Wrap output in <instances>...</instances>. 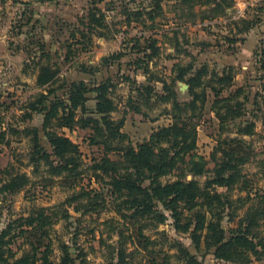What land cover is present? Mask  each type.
Here are the masks:
<instances>
[{"label":"trees","instance_id":"16d2710c","mask_svg":"<svg viewBox=\"0 0 264 264\" xmlns=\"http://www.w3.org/2000/svg\"><path fill=\"white\" fill-rule=\"evenodd\" d=\"M163 1L147 0L139 4L132 1L137 5L134 9L122 10L125 23H144L143 18L154 21L163 13ZM234 1L196 0L192 10L198 7L202 9L200 14L208 10L211 15L203 16L201 22L216 20L228 15ZM7 2L33 4L2 0L3 4ZM243 22L246 26L237 34H247L255 26L252 21ZM107 28V16L101 9H92L74 26L63 44L66 50L63 64L85 52L93 37L106 38L102 32ZM154 36L135 37L130 49L134 59L128 67L134 66L136 77L141 74L145 81L118 75L131 86L127 114L148 118L150 112L161 109L158 117L169 119L168 125L153 129L147 139L136 145L123 131L125 119L113 118L119 108L114 98L116 83L113 76H106L101 70L102 66L110 69L125 54L104 57L100 66L82 65L81 73L90 79L70 81L60 79V65L52 62L53 55L46 43L38 42V51H28V61L38 69L36 87L40 92L16 102L19 106L16 110L21 112L18 116L12 114L18 117L16 124L6 122V115H0V146H10L13 138H29L33 173L39 174L45 167L48 177L66 181L71 194L54 207L33 206L26 215L12 217L0 228V264H90L74 238L66 240L56 227L64 223L70 228L71 207L83 215L100 216L109 203L114 204L116 213L104 224L130 222L136 230L132 234L118 231L117 245L106 246V264H129L127 259H133L134 253L128 252L127 245L131 242L134 245L136 240L142 248L139 250L148 253L147 264H201L197 255L179 241L170 242L165 234L160 235L170 248L150 250L155 242L144 235L148 227L142 224L147 222L156 227L169 220L177 233L189 235L195 250L202 255L212 253L219 261L236 264H252L264 258V190L258 185L264 180V160L259 162V173L251 176L246 172L256 156L246 137L256 134V123L243 120L248 115V101L241 99L244 89L232 90L235 77L231 69L210 73L207 65L196 68L194 63H176L170 74L153 71L151 65L160 51ZM99 74H103L101 79L97 78ZM179 83L188 86L186 101L180 100ZM91 101L92 108L88 105ZM209 105L222 132L226 125L240 120L235 136L220 137L210 160L197 153L199 122ZM35 116H42L41 126L30 125ZM65 130L90 131L85 140L94 155L86 171L81 146ZM112 155H118V159H112ZM175 174L176 180L163 182ZM8 175L10 179L2 182V193H19L31 183L25 173L8 172ZM83 178H88L87 185ZM171 250L175 252L170 253Z\"/></svg>","mask_w":264,"mask_h":264},{"label":"rangeland","instance_id":"374dc122","mask_svg":"<svg viewBox=\"0 0 264 264\" xmlns=\"http://www.w3.org/2000/svg\"><path fill=\"white\" fill-rule=\"evenodd\" d=\"M132 1H136V4L143 1L147 3V0H47L45 3L36 4L38 1L33 0L29 1L33 3L30 6H21L11 2L3 4L0 0V115H6V122L16 124L18 117L14 118L12 114L15 113L16 116L21 114L16 110L19 107L16 102L40 92V89L36 87L38 69L28 61L27 55L28 51H38V42L47 44L48 50L53 55L52 62L60 65L61 80L90 79V76L81 73L82 65L100 66L104 57L123 53L126 56L121 61L115 63L110 69L102 66L101 70L106 76H113L116 83L114 98L119 103V108L113 114V118L125 119L123 131L129 135L134 145L142 143L153 129L168 125L169 119L165 116L158 117L161 109L150 112L148 118L133 113L127 114L126 107H128L131 86L122 82L118 75L125 74L141 83L145 81V77L141 74L136 77L133 72L134 66L128 67V63L134 59L130 49L135 37L148 38L150 35H155L160 51L151 65L153 71L170 74L176 63L182 65L194 63L196 68L207 65L210 73L233 70L235 85L232 90L243 88L244 93L241 99L246 98L248 101L246 105L248 115L243 120L250 119L256 123V134L253 137H246L256 155L246 167V172L251 176L259 173L261 170L259 162L264 160V67L262 68L264 64V1L235 0L225 17L223 15L216 20L201 22L203 16L211 14L208 10L200 14L202 9L198 7L196 11L192 10L193 1L196 0H164L163 13L154 21L143 18L144 23L132 22L127 25L122 10L125 7L134 9L137 5ZM95 7L101 9L107 16L108 28L102 32L105 33L106 38L93 37L91 45L85 52L76 56L72 62L63 64L66 52L63 44L70 37L74 26H78L79 21L87 17ZM245 20L254 22V28L247 34H237L239 29H244L246 26L243 22ZM21 25L24 26L19 27ZM177 36L178 42H176ZM240 53L242 54L239 55ZM102 75L99 74L97 78L101 79ZM186 86L184 83L178 84L182 101L189 98ZM88 105L92 108L94 102L91 101ZM7 107L9 111L6 110ZM210 107L209 105L206 108L199 122L197 148V153L208 160L220 137L226 138L230 134L233 135L237 130L236 125L240 122L238 120L226 125L225 131L222 132L220 123L214 113L212 114ZM154 119L157 121L154 122ZM42 121V116H35L30 125L41 126ZM64 132L74 143L81 146L85 154L84 169L86 171L91 165L89 160L94 155L86 146L85 139L90 131L65 130ZM13 140L10 146H0V228H4L12 217L26 215L33 206L54 207L66 201L71 194L66 181L62 178L48 177V169L45 167L41 168L39 174L33 173L34 169L29 162L31 147L29 138L23 137L19 140L13 138ZM44 144L46 145L45 141ZM111 158L116 160L118 155H112ZM209 168H213L212 163ZM8 172L27 174L31 180L30 185L13 195L2 193L3 180L10 179ZM191 178L188 176L187 179L191 180ZM83 179H86L84 183L87 185L88 178ZM176 179L175 174L164 178L163 182ZM197 179L204 181V178ZM77 183L82 185L81 181ZM258 185L264 190V180L258 182ZM113 205L109 203L100 216L83 215L75 212L71 207L70 228L68 229L64 223L56 227L58 234L64 236L66 240L74 238L79 248L84 250L90 264L107 263L106 246L117 245L118 231L124 230L132 234L136 230V226H132L130 222L127 225L118 220L113 225L104 224L107 219L114 218L116 212ZM142 225L148 227L144 230V235L155 242L150 248L151 251H158L161 248L167 251L170 248L169 243H164L160 235L165 234L170 242L179 241L192 254L197 255L201 264H236L219 261L212 253L206 255L198 253L189 235L177 233L171 220L156 227L149 226L147 222ZM131 243L127 245V249L134 255L133 259L130 257L127 259L129 264H147L148 253L139 250L142 249L139 241L136 240L134 245ZM174 252L175 250H171L170 253ZM252 264H264V258L260 261L254 260Z\"/></svg>","mask_w":264,"mask_h":264},{"label":"crops","instance_id":"0c3cea01","mask_svg":"<svg viewBox=\"0 0 264 264\" xmlns=\"http://www.w3.org/2000/svg\"><path fill=\"white\" fill-rule=\"evenodd\" d=\"M21 1H23V2H29V1H33V0H21ZM38 1V0H37ZM47 1V0H46ZM45 1V2H46ZM264 1V0H263ZM45 2H43V3H45ZM40 2H36V4H39ZM239 42V41H238ZM257 43V42H256ZM245 52V51H244ZM242 53H240L239 55H241Z\"/></svg>","mask_w":264,"mask_h":264},{"label":"water","instance_id":"95a60500","mask_svg":"<svg viewBox=\"0 0 264 264\" xmlns=\"http://www.w3.org/2000/svg\"><path fill=\"white\" fill-rule=\"evenodd\" d=\"M186 88H188V86H186Z\"/></svg>","mask_w":264,"mask_h":264}]
</instances>
